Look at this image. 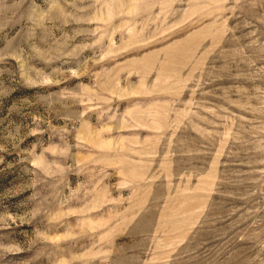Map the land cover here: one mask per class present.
Returning <instances> with one entry per match:
<instances>
[{"label": "rangeland", "instance_id": "374dc122", "mask_svg": "<svg viewBox=\"0 0 264 264\" xmlns=\"http://www.w3.org/2000/svg\"><path fill=\"white\" fill-rule=\"evenodd\" d=\"M0 264H264V0H0Z\"/></svg>", "mask_w": 264, "mask_h": 264}]
</instances>
